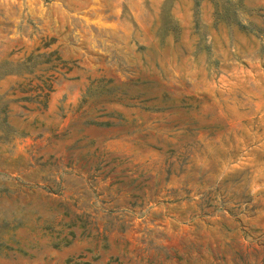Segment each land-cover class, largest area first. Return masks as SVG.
Returning <instances> with one entry per match:
<instances>
[{
	"label": "rangeland",
	"instance_id": "obj_1",
	"mask_svg": "<svg viewBox=\"0 0 264 264\" xmlns=\"http://www.w3.org/2000/svg\"><path fill=\"white\" fill-rule=\"evenodd\" d=\"M0 264H264V0H0Z\"/></svg>",
	"mask_w": 264,
	"mask_h": 264
},
{
	"label": "trees",
	"instance_id": "obj_2",
	"mask_svg": "<svg viewBox=\"0 0 264 264\" xmlns=\"http://www.w3.org/2000/svg\"><path fill=\"white\" fill-rule=\"evenodd\" d=\"M173 29V27H171Z\"/></svg>",
	"mask_w": 264,
	"mask_h": 264
}]
</instances>
